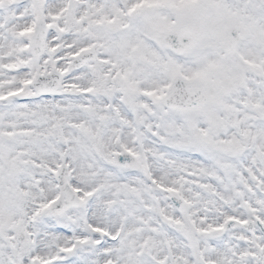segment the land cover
Returning <instances> with one entry per match:
<instances>
[{
	"label": "snow or ice",
	"instance_id": "snow-or-ice-1",
	"mask_svg": "<svg viewBox=\"0 0 264 264\" xmlns=\"http://www.w3.org/2000/svg\"><path fill=\"white\" fill-rule=\"evenodd\" d=\"M0 264H264V0H0Z\"/></svg>",
	"mask_w": 264,
	"mask_h": 264
}]
</instances>
